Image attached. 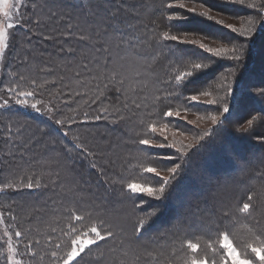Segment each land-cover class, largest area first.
Instances as JSON below:
<instances>
[{
	"label": "snow or ice",
	"instance_id": "obj_1",
	"mask_svg": "<svg viewBox=\"0 0 264 264\" xmlns=\"http://www.w3.org/2000/svg\"><path fill=\"white\" fill-rule=\"evenodd\" d=\"M226 2L246 5L254 10L253 15L239 18L247 22L248 28L238 29L232 23L224 24L223 19H217L221 13L206 4L204 0H179L178 3L172 0H159L156 9L159 15L147 23L144 22L141 12L143 5L129 3V0H43L42 4H37L36 0H27V2L0 0V16L3 17L0 19V64L11 67L12 63L20 58L17 52L20 47L18 38L11 30L22 29L24 25L32 23L39 27V20L34 21L31 16H26V11L31 10L33 15H44L48 23L53 25L51 32L42 38L56 45V55L67 68L74 70V79L83 78L81 87H85L89 79L107 81L102 91L86 101L87 106L102 103L101 97L105 93H115L117 99L121 95L125 97L123 109L135 115L150 98L151 107L157 110L153 115L170 120L181 118V110L173 108L171 101L179 99L180 92L186 90L185 85L189 80L211 68L218 60L232 61L234 63L230 64L228 73L222 74L220 80L211 84L206 83L207 87H197L186 97L192 103H199L203 97L208 104L216 106L215 112L207 116L198 115L195 120L187 121L188 123L196 125L210 121L214 126H223L225 122H231L229 98L237 104L245 99L264 102V80L257 83L247 79L245 62L246 54L249 57L253 54L255 45L253 37L258 29L257 26L264 25V0H226ZM20 8L26 11L21 12ZM214 11L216 15H212ZM184 13L214 21L235 36L220 38L195 31L178 30L174 22L186 19ZM26 42L30 44L31 38L29 37ZM183 45H191L206 55L193 57L182 47ZM145 48L152 50L150 58L159 55L163 57L161 64L167 62L164 78L156 76L148 85L144 83L148 79L147 73L154 72L155 69L139 62L147 55L143 51ZM31 55L30 51H25L17 68L27 66L28 57ZM229 76L233 77L231 85L226 83ZM133 84L137 87L133 88ZM237 84L241 85L238 96L234 91V86ZM0 85H3L0 87V110L23 106L37 112H45L49 114L54 126L51 131L44 132L43 135L53 137V144L60 143L53 133L64 139L70 136L73 125L77 123L81 113L64 115L51 100L46 103L42 98L37 99V96H42L43 93L37 91L40 85L36 79L15 71L6 85L0 79ZM144 93H148L145 100L139 99ZM77 95L81 94L77 93ZM29 100L34 102L29 104ZM104 111L106 112L107 109ZM183 111L187 114L191 109L185 107ZM116 114L120 122H126L120 108L116 109ZM58 115L63 118H57ZM82 115L83 123H87L89 112L84 111ZM103 118L102 115L92 117L96 121ZM184 118L186 120V116ZM234 122L238 125L234 133L242 137L249 136L264 145V132L256 130L257 125L264 127V108L255 113L250 112L247 117L236 119ZM141 127L147 130L146 133L130 137L132 143L146 148L155 146L175 149L174 153L163 156L164 160L173 161L171 166L161 167L151 156L140 161L139 167H131V160H122V172L116 174L120 177L119 181H116L108 175L111 168L97 164L96 150L79 135L72 136L71 147L65 144L61 148L66 158H71L74 151L82 167L87 163V167L96 172L100 185L105 187V190L111 186L113 192L118 193L120 203L131 202L134 212L143 213L142 216H137L133 224V234L137 240L145 231L146 224L151 223L153 218L163 215L164 203L176 191L174 181L191 167L190 151L193 147L191 143L185 144L183 140L176 139V133L169 143L165 135L169 123L157 125L149 118L142 120ZM158 131L159 137L155 135ZM148 133L152 134L151 138H148ZM210 135L211 131L205 129L193 136L192 140L199 143ZM23 136L24 130L17 128L13 132L11 123L0 125V141L5 145L15 144L19 152L18 157L16 153H11L0 158V164L9 167L28 165L31 169L32 161L36 158L34 156L31 159L26 158V154L35 148L39 141L30 143L32 137L21 139ZM179 136L187 138V134L183 131H179ZM160 137L163 138V142H160ZM145 150V148L140 149V151ZM111 163L112 161L109 160V165ZM46 164L49 169L47 182L33 173L26 177V183L21 180L19 186L14 183L0 185V196L10 195L12 191H20L21 188L37 190L47 188L49 184L60 187L68 185V191L72 193V198L69 200L72 206L67 208L65 217L68 227L61 229L62 237L50 250L45 249L41 254L34 250L40 243L38 240L26 242L25 232L22 229H18L15 223L6 224L5 239L0 242V264H25L23 258H16L25 255L29 257L28 264H34L37 258L39 264H42L45 256L48 257V264H80L85 256L94 249H99L102 243L114 241L119 235L117 229L121 225L111 219L107 209L102 211L100 208L91 207L90 210L84 198L75 195L83 189L77 177L69 175L72 169H68L67 166L62 167V161L58 156L49 157ZM141 173L154 174L152 179H155L156 183H149ZM117 183L119 189L116 188ZM149 201L153 202V206L145 210L144 206ZM261 206H264V188L255 192L250 190L246 194V199L242 201L222 204L221 211L215 219H210L207 225L201 226V229L207 227L209 233H215L216 239L213 241L209 237V242L202 247L200 243L194 242L193 238H186L179 248L173 249L167 258V264H264V222H262L264 215L259 218L257 216ZM241 218L250 223L251 237L238 245L232 238L231 228ZM8 219L16 221V217L11 214V206L8 208ZM0 223H5L3 211H0ZM13 236L17 238L16 246ZM19 243L24 244L23 252L19 249ZM100 255L102 256L103 253ZM142 255L152 257L153 253L144 246ZM137 258L139 259L140 256L138 255Z\"/></svg>",
	"mask_w": 264,
	"mask_h": 264
},
{
	"label": "trees",
	"instance_id": "obj_2",
	"mask_svg": "<svg viewBox=\"0 0 264 264\" xmlns=\"http://www.w3.org/2000/svg\"><path fill=\"white\" fill-rule=\"evenodd\" d=\"M174 3H178L179 0H172ZM206 4H208L210 7L215 9L216 11L220 12L221 15L217 17V19H223L224 24L232 23L234 24L238 29H246L249 27L246 21H242L239 19L240 17H247L254 14V10L246 7V5H238L233 3H228L226 0H204ZM129 3H136L143 5V8L141 9L142 16L144 19V22L147 23L150 19H155L159 13L156 11L157 5L159 3V0H129ZM179 11L183 12L184 10L178 9ZM199 10V9H198ZM39 13V12H38ZM41 19L46 18L42 14H38ZM184 15L187 17L183 20L175 21V27L178 30L183 31H195L200 32L209 36H215V37H229V36H235V34L230 33L226 28L223 26L217 25L214 21L208 20L206 18L196 16L194 14L190 13H184ZM212 15H216V12L214 11ZM47 25V26H46ZM46 29H40V34L37 35V42L33 43V47H30V49L34 50L35 54H40L43 58V61H46L47 64H50L52 67L55 66L56 69L58 68L61 73V82L65 85L64 87H67L68 90L70 89H78V87L83 83V78L81 80H76L73 78L74 76V70L69 69L66 67L65 63L60 60L59 56L56 55L57 47L54 45L51 41H45L42 37L45 35H48L49 32H51L53 25L49 24L48 21L43 25ZM258 29L256 32H254L253 42H254V50L253 54L249 57L245 56V62L247 63V70H246V78L250 79L254 82L259 83L260 81L264 80V25L257 26ZM43 30V31H42ZM26 42V41H24ZM27 46V43H24ZM190 55L193 57L196 56H203L206 55L200 50L194 48L191 45H183L182 46ZM24 53L27 51L26 49L23 50ZM144 51V50H143ZM166 51V50H165ZM148 58V53L144 51ZM159 57V56H158ZM162 57V56H160ZM159 57V58H160ZM163 58V57H162ZM163 61V60H162ZM34 62V61H32ZM154 61L151 63L148 61L141 62L142 65H147L148 67H154L155 71L148 73V79L144 81L145 85H148L149 82L152 79H155L156 76H159L161 79L164 78V68H165V62L163 64H153ZM36 63V62H34ZM234 62L228 61V60H218L211 68L206 70L205 72H202L196 76H194L191 80L187 82L185 85L186 90H182L180 92L179 99H174L171 101V106L173 108H178L181 110V118H164L160 116H155V118L160 119L162 123H169L170 130H178L186 132L187 138L191 144H193V147L190 151L191 156V167L188 171L181 173L177 180L174 181V184L176 186V191L174 195L164 203V213L163 215L157 216L153 218L151 223L146 224L145 231L142 233L139 240L145 241V242H153V246H148V244H145L144 246L147 247V250L152 253H157L160 250L162 253L170 255L174 248H179L181 245V242L185 240L186 238H193L194 242L200 243L202 247L206 246V242H209V237L214 241L216 239L215 233H209L207 227H204L201 229L202 225H207L210 219H215L216 215L220 213L222 204L226 203H235L236 201H242L246 199V194L252 190L253 192L260 190L261 188H264V145H261L257 143L255 140H253L249 136H240L238 133H234L235 128L238 126L235 124L236 119H243L248 116V114L255 113L261 108H264V102H259L258 100H250L245 99L241 103L237 104L235 101H232L229 98L230 101V112L231 116L229 117V121L231 122H225L223 126H214L210 123V121L201 122L199 124L193 125L191 123H188L187 121L195 120L198 115L207 116L209 113L216 111V106L210 105L206 102L205 98L201 97L199 103H192L186 99L187 95L194 92V89L197 87H207L205 85L206 83H213L214 81H218L221 79L222 74H227L229 71V66ZM60 65V66H57ZM7 72V68L3 71V73ZM233 77L229 76L228 83L229 85L232 84ZM88 81L94 82L98 81L97 89L98 91H102L104 89L105 84H107V81H101V80H92L89 79ZM100 82V83H99ZM240 84H237L234 86V91L236 95H239L240 90ZM71 87V88H70ZM137 87L136 84H133V88ZM75 90V91H76ZM80 90V89H78ZM149 91H151V88H149ZM223 95V93H221ZM148 96V93H144L143 96L139 97L141 100H145V97ZM101 100L106 103L103 106V110L109 109L105 115L107 117L116 118L118 117L116 114V109H121V115L127 113V110L123 109L122 104L125 100V97L121 95L119 99L116 98L115 93H105L103 97H101ZM129 104H131V100H129ZM146 107H148V110L152 111V114L157 111L156 109H153L151 107V100L150 98L145 101ZM107 106V107H106ZM244 106H247L246 108ZM185 107H189L191 109L190 112L187 114L184 113L183 109ZM15 110L12 107V113H14ZM105 112V111H104ZM186 116V120L185 117ZM107 122V121H106ZM130 119H126V122L122 123V126L119 131H116V133L112 136V146L117 147L115 150H111L112 154L118 156L119 160H134L135 157H138L140 161H143L146 157L151 156L152 159L157 160V162L160 164L161 167H164L165 165L171 166L173 161L164 160L163 156L166 154H172L175 152V149L171 148H160V147H151L146 148V146H137L132 143V140L130 137L132 135L129 134V129L133 130L134 127L130 124ZM108 123V122H107ZM141 129V127H140ZM205 129H208L211 131V135L208 137H205L203 141H200L199 143L192 142V137L200 134ZM227 129V130H226ZM103 130V129H102ZM100 130V131H102ZM257 131L264 132V127L257 125L256 128ZM35 131V130H34ZM31 132L29 134V137H31L35 132ZM145 133L137 132L136 136L144 135ZM97 131L93 130L92 132V142L95 143V139H98ZM121 135V136H120ZM168 135V134H166ZM96 136V137H94ZM120 136V139H116V137ZM152 134L149 133L148 138H151ZM168 142L170 143L172 139L174 138L173 135H169ZM176 139L183 140L181 136L175 135ZM105 139H101V141H105ZM115 140H118L119 143H114ZM235 141V144L232 145V141ZM238 141H245L247 144L246 146L236 145ZM184 143H186L183 140ZM36 147L41 150L42 147H44L43 142H39ZM129 147L136 148L137 152L132 154V157L130 155H126L127 152H130ZM232 147L235 148L233 151ZM141 148H145V151H140ZM250 149H253L254 151L249 153ZM230 152H229V151ZM237 150V151H236ZM240 150L248 151L247 154H236L235 152H238ZM116 152V153H115ZM231 153V158L227 156V159H231L233 162H235V167L239 168L238 172L240 177H237L234 180H228L225 178V176L221 177V174L218 177H214L211 182V188L209 189V195L206 196L205 200H189L186 204L187 208L180 212V217L176 218V215L171 212V209L175 205V199H177L178 194L185 195L188 191L180 189V181L187 178L188 176L194 178L204 175L206 171H208V165L203 164L201 168L195 169L194 167H197V163L201 165V157H211L210 158V164H213L215 160L213 159H223L226 158L227 153ZM259 154L258 160H252V158H248L249 154ZM43 155V154H42ZM134 158V159H133ZM108 159V158H104ZM224 160V159H223ZM179 162V161H176ZM62 164L64 166H67L69 169L71 166L69 165V161H67L66 157L63 158ZM73 166L78 170H81L83 175L81 178H83L81 181L84 182V180H91L93 181L96 186L98 187L99 179L95 176H97L96 172L92 171L91 173L88 171V175L85 174V167L87 165L84 164L82 167L81 164H74ZM226 166V165H224ZM63 167V166H62ZM234 167V166H233ZM232 168V166H231ZM227 168L222 169L225 171ZM36 174V173H35ZM141 175L144 177V179H147L149 183L155 184V179H152L154 174H145L141 173ZM158 179V178H157ZM93 183V184H94ZM95 186V185H94ZM95 186V187H96ZM116 188L119 189V184H116ZM26 190L21 189L20 191H14L15 194H26ZM97 194L99 196L100 200V209L103 211L104 209H107V211L111 214V219L116 221L121 225L119 229H117L119 235L117 237V241L121 244L123 250L128 249V252L131 256L134 254H138V249L143 253L144 252V246H141L139 244V240L136 239V236L133 234V224H135L137 216H142L143 213H136L134 212L131 202L126 203H120V197L117 192H113L112 187L108 186L107 190H105V187L101 186L99 188V193L97 191ZM9 196V195H7ZM24 199H19L17 202L21 203L24 201ZM60 202V197L57 198ZM187 200V199H186ZM102 201V202H101ZM153 206V202L149 201L147 204H145L144 209L149 210L150 207ZM23 212H28V209L30 208L29 205H23ZM19 207V209L21 208ZM127 208V213H126ZM124 209V210H123ZM165 215H168L166 218H164ZM264 215V206H261L260 211L257 213L258 218L260 216ZM264 222V221H262ZM18 229H24L32 231L30 228V222L29 220H25L23 223L16 224ZM1 227V225H0ZM251 227L250 223L243 218L239 222L235 223V226L231 228L232 232V238L235 240L236 237H240L244 234L250 233L249 228ZM2 232V231H1ZM29 232H25L27 234ZM195 234V235H193ZM3 241V238L0 237V242ZM13 242L14 244L17 243V238L13 236ZM140 247H143L140 248ZM164 247L167 249L165 252ZM153 254V256H155ZM146 256V255H145ZM153 257L146 256L147 261L149 264H154L152 261ZM47 263V261H43L42 264ZM167 263V262H166ZM34 264H39V262H34Z\"/></svg>",
	"mask_w": 264,
	"mask_h": 264
},
{
	"label": "rangeland",
	"instance_id": "obj_3",
	"mask_svg": "<svg viewBox=\"0 0 264 264\" xmlns=\"http://www.w3.org/2000/svg\"><path fill=\"white\" fill-rule=\"evenodd\" d=\"M24 2H27V0H24ZM36 2L37 4H42L43 0H36ZM20 11L25 12L26 10L24 8H20ZM37 12H39V9L37 10ZM26 16H31L34 21L39 20L40 25L39 27H37L35 23L26 24L22 29L11 30L15 33L16 37L18 38L17 42L20 47L17 49V52L19 53L20 58L16 59L15 62L12 63L11 67H5V65L0 64V79H2L4 84L6 85L10 81L12 75H14L15 71L23 72L26 75H30L31 77L36 79L37 83L40 85V88H38L37 91L43 93L42 96H37V99L42 98L45 100L46 103L51 100V102L55 104L64 115H77V112L81 113V115L78 116L77 123L73 125L72 133L67 139H64L59 135L53 133L55 139L60 141V143L53 144V137L43 135L44 132L51 131L52 127L54 126L53 121L49 119V114L45 112H37L31 109L30 107L23 106H13V109L15 110L14 113H12V108L11 110H0V125H6L8 123H11L13 132H15L17 128L23 129L24 136L21 137V139H27L29 137V134L35 130V133L31 136L32 140L30 141V143H35L37 141L44 143V147H42L41 150L35 147L29 153L26 154V158L31 159V157L33 156L36 158L32 161L31 169L28 165H25L23 167H9L4 164H0V185L4 183H14L15 185L19 186L21 180H24V182L26 183V177L32 175L33 173H36L42 179V181L47 182L49 169L47 167L46 162L51 156H58L63 162V158L65 156L64 153L61 151V148L65 144L71 147L73 135H79L89 144V146L93 147V149L96 150L95 159L97 164H103L107 167H110L111 171H109L108 175L112 177V179L119 181L120 177L116 174L122 172V160H119L118 156L112 154L111 150H115L117 147L112 146L111 138L116 133V131H119L118 129L121 128L122 123L124 122H120L119 117H107L105 113L109 109L106 112L102 111L103 106L106 104L103 101L102 103L91 104L90 106L86 105V101H88L93 95H96L99 92L97 89L98 81H88L85 87H81V85L78 87V89L80 90H68L67 87H64L65 85L63 84V82H61V75H59L61 71L58 68L56 69L55 66L52 67L50 64H47V62L43 61V58L39 56L40 54H35L34 50L30 49V47H33L31 45L37 42V35L40 34V29H46L45 27H43V25L47 22V18L41 19L38 14L33 15L31 10L26 11ZM0 19H3V17L0 16ZM29 37L31 38L30 44L24 42L27 41ZM24 43H27V46ZM24 49L30 51L32 55L28 57L29 62L27 66L17 68V65L21 63V60L24 56ZM144 51L148 53V58L147 56H145L144 58L140 59L141 62L148 61L151 63L152 61H154L153 64H160V61L163 60V58L159 55L150 58L152 55V50L150 48H145ZM164 62L166 67L167 62ZM6 68L7 72L3 73ZM148 73L150 74L151 72ZM2 86L3 85H0V87ZM77 93H80L81 95L78 96ZM81 96H83V99H81ZM33 102L34 101L32 100L28 101L29 104ZM244 107L246 108L247 106ZM148 109L149 108L146 107V105L144 104V107L140 109L139 112L135 115H133V112L131 111H127L126 115L123 114L126 119H130V124L132 127H134L133 130L129 129V134L132 135V137L136 136L137 132L146 133L147 130L141 127L142 120L150 118L151 121L157 123V125L163 124L162 122H160L161 120L155 118V116L152 114V111ZM84 111L89 112V121L87 123H83L84 117L82 113ZM96 115H102L104 118L100 121L92 119V117ZM57 118L63 117L58 115ZM93 130L97 131V134H99L98 139L99 137H101L99 140L95 139V143H91L93 139L90 138L92 137ZM174 133L179 136L178 130L170 129L166 130L165 135L168 134L167 137L169 139V135H173ZM155 135L159 137V131ZM120 136L116 137V139H120ZM105 138L106 140L104 142L101 141V139ZM182 138L186 142L185 144L190 143L188 138ZM235 141L236 140L232 141V145L235 144ZM160 142H163L162 137H160ZM114 143H119V141L115 140ZM245 144H247L245 141H238L236 145L246 146ZM97 146L99 147L97 148ZM53 148L55 149V151H53ZM232 148V150L234 151L235 148ZM100 149H103V151H100ZM129 150L131 151L127 152L124 156L130 155L132 157V154L137 152L136 148L134 147H129ZM253 151V149H250L249 153ZM229 152L227 153L226 158H223L224 160L213 159L215 160L213 164H210L211 157H201V165L197 163V167L194 168L199 169L203 164H207L208 171L204 173L203 177L200 176L197 179L196 177L192 178L188 176L187 178L180 181V189L183 188L182 190L184 191L187 189L186 191L188 192L185 194L187 195L186 197L181 193L178 194L177 199H175V205L171 209V212L174 211L173 214L176 215V218H179L180 212L187 208L186 204L190 199L193 200L195 198L194 200L198 201L205 200L204 198L209 195L208 192L211 188L210 185L214 177H218L221 174V177L225 176V178L228 180H234L237 177L241 176L238 172H236L239 168L235 167L236 164L231 160L232 158L230 155L232 154ZM247 152L248 151L240 150L235 153L247 154ZM11 153H16L17 157L19 156V152H17L16 145H5L2 143V141H0V158H3L5 155H10ZM227 156L231 159H227ZM248 156V158H252V160L259 159V154L257 153L252 154V156L251 154H249ZM66 159L67 161H69V165L71 166L69 169L73 170L69 173V175L76 176L77 180L80 183V187L83 189L82 192L75 193V195L78 198L83 197L86 205L90 206V210L91 207L100 208L99 204L101 203L97 191L99 193V188L101 187V185L99 184L97 187V183L95 184L91 180H84V182L81 181L83 179H81V176L83 175L81 170L84 169L78 170L75 168L77 166H73L74 164H81L80 159L76 158L74 151L72 153L71 158ZM109 160L112 161L111 165H109ZM139 162L140 159H138V157H135V159L132 160L131 167H139ZM85 165H87V163H85ZM62 166L64 165L62 164ZM224 168L227 169L222 173L221 171ZM85 171V174L87 175L88 171L90 173L92 172V170L88 167H85ZM124 174L127 175V173ZM68 187V185L60 187L49 184L47 188H41L37 190H28L27 188H25L26 194H15L13 193L14 191H12L9 196H0V211H3L5 214V223H0V237L5 239L4 229L6 227V224H20L28 219L32 231L24 229V232H29L25 234V241L29 242L38 240L40 243L39 245L35 246L34 250L40 252L41 254H43V250L45 249L50 250L51 247L62 237L61 229H67L68 227L65 217L67 214V208L72 206L69 203V200H71L72 198V193L68 191ZM58 197H60V202H58L59 200H57ZM24 198L26 199L21 203L17 202L19 199L22 200ZM23 205L30 206L27 213L23 212V207H21ZM9 206H11V214L16 217V221L14 222L8 219ZM19 207L21 208L19 209ZM167 216L168 215H165L164 218H166ZM250 237L251 233H247L240 237H236L234 242L239 245L249 240ZM117 240L118 239L114 241L110 240L107 244L102 243L99 249H94L92 253L85 256L84 259L80 261V264H149L146 259V256L142 255V252L139 249L137 250L139 252L138 254H134L130 257V255H128V249L127 251L123 250L121 244ZM205 242L206 244L208 243L206 240ZM139 244L141 246H144L145 244H148V246L154 245V243L151 241L145 242L141 240H139ZM14 246H16V244H14ZM140 248L143 249V247ZM19 249L21 252L24 251L23 243H19ZM166 250L167 249L164 247L163 251L165 252ZM101 253H103L102 256L100 255ZM138 255L140 256L139 259L137 258ZM169 256L170 255H168V253L164 254L160 250L155 254V256H152L155 258H152L151 262H153L154 264H167L166 262ZM16 258H23L25 264H28V256H17ZM44 261H47V263L45 264H48L47 256H45Z\"/></svg>",
	"mask_w": 264,
	"mask_h": 264
}]
</instances>
